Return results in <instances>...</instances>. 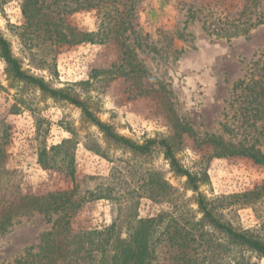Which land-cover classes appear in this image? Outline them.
<instances>
[{
  "label": "rangeland",
  "instance_id": "1",
  "mask_svg": "<svg viewBox=\"0 0 264 264\" xmlns=\"http://www.w3.org/2000/svg\"><path fill=\"white\" fill-rule=\"evenodd\" d=\"M67 2L74 7V3ZM123 2L129 6L134 2L135 7V11L131 10L135 16L125 23L134 30L125 33L129 37L125 47L121 41L107 38L103 42L64 46L56 52L46 49L50 41L42 30H38L40 36H22L26 26L23 0H0V34L23 71L84 103L118 135L138 144L149 139L167 140L184 168L207 174L209 182L200 186V192L208 200L230 203L218 210L221 219L264 241V196L249 205L230 198L259 187L264 181V167L245 157H216L214 147L207 142L210 136L232 143L243 138L241 132H225L222 124L237 125L238 118L233 115L236 107L230 108L232 86L247 76L251 64L264 51V25L247 37L231 39L206 29L230 28V22L236 19L234 23L240 25L245 20L241 15L242 0ZM259 10L264 11V0ZM66 23L80 31L95 32L99 18L93 10H79L66 14ZM29 44L34 47L32 51H38V59L46 60V68L38 69L30 63L25 48ZM126 47L132 50L129 57ZM128 62L142 71L125 81L121 73L129 70ZM91 143L98 154L86 147ZM59 145L62 148L58 152L50 151ZM256 148L264 153L263 138ZM42 150L54 154L53 168H43L38 163ZM71 156L72 178L65 170ZM0 166L9 172L11 188L23 195L42 196L74 189V198H85L70 219L73 231L103 229L116 221V233L124 237L125 221L169 212L168 204L153 201L138 190L137 181L147 171H158L179 193L186 198L193 196L185 189V178L170 171L159 150L140 156L118 146L87 121L71 101L51 98L13 79L1 59ZM127 170V183L130 179L135 183H129V187L115 185L113 176ZM109 186L114 188L111 197L117 199L89 200L90 192ZM125 197L131 198L129 202L123 200ZM191 207L197 209L193 203ZM59 216L45 217L35 212L15 218L9 230L0 234V264H12L29 247L36 252L41 234ZM157 255L159 263H166L165 250L158 249ZM249 257L252 264H264L263 258Z\"/></svg>",
  "mask_w": 264,
  "mask_h": 264
},
{
  "label": "trees",
  "instance_id": "2",
  "mask_svg": "<svg viewBox=\"0 0 264 264\" xmlns=\"http://www.w3.org/2000/svg\"><path fill=\"white\" fill-rule=\"evenodd\" d=\"M67 1L52 0L47 3L46 0H23L22 14L26 26L22 30V36L30 37L34 33L38 34V30H42V35L50 41V46L46 49L50 48L54 52L64 46L103 42L107 38L119 40L122 47L126 46L124 41L129 37L125 36V33L131 30V26L125 23L128 18L135 16V12L131 15V10L135 11L134 2L129 6L123 0H69L75 4L74 7H69ZM262 1L242 0L241 15L245 16V20L239 23L240 25L234 23L236 19L230 22V28L216 30L207 26L206 29L210 30L211 34L230 39L241 35L247 37L253 29L264 25V11L259 10ZM79 10H93L97 13L99 24L95 32L80 31L66 23V14ZM25 48L32 65L38 69L46 68V60L37 58L38 51H32L34 47L31 44ZM125 54L129 57L132 50L126 47ZM0 59L5 63L6 70L13 79L32 85L51 98L71 101L81 109L87 121L118 146L140 156H148L159 150L170 171L178 177H184L185 189L193 192L191 198H186L162 178L158 171H147L137 181L138 190L153 201L168 204L169 212L145 219L134 216L124 222L126 226L124 237L116 233L118 228L116 221L103 229L73 231L70 219L81 208L85 198H74V189L42 196L23 195L19 190L11 188L9 172L0 166V234L9 230L15 218L35 212L45 217L60 214L51 228L41 234L37 251L32 252V247L27 248L12 264H252L249 255L264 259V241L252 232L234 229L221 219L218 210L230 203L224 205L222 203L224 199L208 200L200 192V186L209 182L207 174L192 173L184 168L176 159L167 140L149 139L138 144L118 135L110 125L95 117L84 103L50 88L42 78L23 71L20 62L13 56L9 43L1 34ZM128 65L129 70L121 73L125 81H130L136 73L142 71L136 64L128 62ZM232 93L230 108L236 107L233 115L238 118L237 125L224 123L222 128L225 132H241L242 140L232 143L210 136L207 142L214 147L216 157H245L254 164L264 167V153L256 148L259 139L264 140V51L251 64L247 76L233 84ZM142 94L140 91L139 95ZM92 146L93 143L86 145L89 150L98 154L97 148ZM61 148L62 145H59L52 147L50 151L56 153ZM38 163L43 168H53L56 163L54 154L50 155L42 150L38 156ZM65 167L66 173L72 178L73 156L69 157ZM128 172L129 170L118 177L113 176L116 180L115 185L129 187L135 183L133 179L129 180L130 184L127 183ZM113 192V187H101L90 192L88 198L117 199L118 197H111ZM263 196L264 181L252 191L230 198L235 202L249 205ZM130 199L128 197L123 200ZM192 203L196 205V210L191 207ZM198 214L201 215L199 218ZM158 249L165 250L166 263L158 262Z\"/></svg>",
  "mask_w": 264,
  "mask_h": 264
}]
</instances>
